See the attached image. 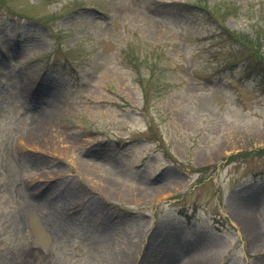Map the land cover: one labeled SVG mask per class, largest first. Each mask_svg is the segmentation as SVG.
<instances>
[{"label": "rangeland", "instance_id": "374dc122", "mask_svg": "<svg viewBox=\"0 0 264 264\" xmlns=\"http://www.w3.org/2000/svg\"><path fill=\"white\" fill-rule=\"evenodd\" d=\"M263 59L264 0H0V264H264Z\"/></svg>", "mask_w": 264, "mask_h": 264}, {"label": "trees", "instance_id": "16d2710c", "mask_svg": "<svg viewBox=\"0 0 264 264\" xmlns=\"http://www.w3.org/2000/svg\"><path fill=\"white\" fill-rule=\"evenodd\" d=\"M232 35L239 39L242 37V35H239L238 33H232ZM243 43L242 40H240V44ZM259 59V58H258ZM260 64H254L255 67L258 68V66L260 67V69L258 70L257 74L258 76L264 81V59L262 60V62H260L259 60H257ZM263 65V67H262Z\"/></svg>", "mask_w": 264, "mask_h": 264}, {"label": "bare ground", "instance_id": "6f19581e", "mask_svg": "<svg viewBox=\"0 0 264 264\" xmlns=\"http://www.w3.org/2000/svg\"><path fill=\"white\" fill-rule=\"evenodd\" d=\"M246 218H247L246 216H239L238 217V220H241L242 225H244V226H246V225L250 226V224H247L248 222H247V219ZM253 238L255 239L256 236H253ZM178 264H184V263H180L179 262ZM193 264H207V260L195 261Z\"/></svg>", "mask_w": 264, "mask_h": 264}]
</instances>
